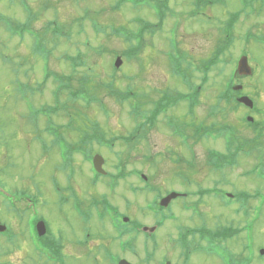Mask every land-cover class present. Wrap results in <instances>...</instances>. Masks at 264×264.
I'll use <instances>...</instances> for the list:
<instances>
[{"label": "rangeland", "instance_id": "rangeland-1", "mask_svg": "<svg viewBox=\"0 0 264 264\" xmlns=\"http://www.w3.org/2000/svg\"><path fill=\"white\" fill-rule=\"evenodd\" d=\"M118 1H0V221L16 228L20 235L18 244L8 247V251H12V254L6 258V261L10 264H34L30 257L32 251L26 239L25 229L19 225L15 217V215H27L23 212L18 214L21 205L17 200L20 199L21 193H27L30 198L34 199L36 203L34 210L50 221L52 229L53 223L54 229L55 227L61 229L60 217L67 214V209L70 207L69 205L63 206L62 190L63 186L70 182L71 165L64 163L63 150L54 142V137L46 131V128L49 127L48 117L36 114V111L43 107H56L53 93L59 82L54 79V75L62 77L77 74L76 76L79 77L88 74L93 77L96 84H113L114 89L117 88L121 92H124L128 86L136 100L144 104L143 111L149 114L154 108L155 103L153 102H156L161 94L169 93L175 97L180 96L181 93H188V87L177 79L172 71L171 59L168 54L173 51L170 54L175 55V48L171 47L174 40L172 33H176L181 56H187L191 62L195 60L196 64L199 61V63L202 62L201 64H209L216 55L217 49L223 45V30L229 18L227 12L240 7L238 0H223L226 6L216 5L215 0H206V7L202 8L200 17L194 19L190 17V0H160L166 1L171 10L177 13V16H168L163 29L157 31L153 36L149 33L144 35L145 48L139 54L142 67L136 60L129 62L126 58H122L123 63L119 72L115 73L112 62L116 58H113V54L124 52L129 48V45L121 38L113 36L111 30L113 28L136 30V25L132 24L135 17L155 22L151 12L146 9L134 10L127 5L115 9ZM243 18L244 14L240 15V19L236 22V29L233 32L235 40L230 43L225 54V57H232L233 60L237 57L235 54L238 53V48L240 49L244 45L242 39L248 24L251 23H241ZM252 19V26L256 28V31L264 33V14L260 16L256 14ZM26 22H30L29 26L32 30L41 36V42L46 46L44 51L47 49L51 51L48 62L47 59L38 56L33 51L34 42L39 40H34L29 35H25L21 39L18 32L16 36H13L7 29L9 24H25ZM54 22L57 29L62 31V35L55 33ZM93 24L96 25L97 31H101L100 33L94 32ZM78 50L82 51L81 61L85 62L88 68H80L73 73L70 65L66 64L64 59L66 55L75 57ZM251 50L254 56L251 65L257 74L243 78L241 83L256 103L257 113L261 112L260 115L256 117L254 115V117L257 121L264 122V74L259 73L264 66V57L254 45ZM185 66L183 62V68ZM217 70L223 74L214 72L210 74V80L202 93L205 104L203 103L196 109V118L193 122L187 115L185 104L179 105L177 109L173 111L170 109L167 114L161 115L156 127L146 131L144 138L139 143L134 142L135 144L132 146L124 144V138L130 136L136 124L129 115L131 110L129 103L124 105L117 103L115 98L109 97L107 91L97 95L99 99H103L105 111L94 103L89 107H86L82 101L71 103L67 92L62 93L59 101L60 111L57 115H52L54 123L52 130L56 131L58 137H64L66 143L77 144L80 143V137L83 136L82 133H78V129L80 132L83 130L91 133L93 125L91 121H95L99 124L98 129L101 136L104 135L108 141L112 138L118 140L110 150L102 147H89L87 151L100 153L105 159L104 168L111 172H114L120 155H124L127 163L124 166H127V171H141L143 175L150 178L151 186H156L163 192H192L199 186L211 188L214 180L222 181L219 188L232 194L237 192L253 194L259 187H262L264 191V186L260 184L264 182L260 179L253 178L251 175L242 177V173L251 171L253 166H261L259 165L261 160L256 159V154L259 152L264 155V142L257 143L259 150L250 157L240 155L236 167L227 168L219 175H215L216 173L212 171L207 162L208 151L225 152L224 142L206 138L192 139L188 149L184 147L181 139L177 138L167 127V121L174 118L181 121V124L191 133L193 126L202 121L207 123V126L215 122L220 126L221 123H228L235 130L243 128L241 117L244 111L234 113L225 104L219 107L214 106L217 95L223 90L224 83L229 76V74H225L223 68L218 67ZM47 72L51 73L48 79L46 78ZM189 73L190 80L195 85H199L200 76L193 73V67L189 68ZM112 74H116L117 77L110 78ZM61 104L66 109H63ZM215 107L217 114L215 117H210V112L215 110ZM68 124L74 125V127L68 129L70 127H67ZM81 125L85 129H81ZM57 126H60L61 133L58 132ZM236 132L238 137H242V133H246V130L242 129V131ZM247 132L250 134V141H253L254 134L250 131ZM145 157H152L151 161L147 162ZM74 159V168H77V171L82 169L81 171L86 174V179L89 180V165L82 162L81 155H74ZM257 172H264V169L260 168ZM184 177H189L190 184L192 183L193 186L185 184ZM77 181V179L74 181L75 186H79ZM129 183L144 185L136 177H131L127 185ZM89 191L93 192V189L84 188L82 195L85 197ZM5 193L10 197H4ZM126 193L131 202V212L128 216L132 221L141 220L152 225L153 222L147 220L143 214L146 209L145 204L157 194H152L151 190H147L146 193L128 191ZM90 195L91 193L85 199L86 203L89 202ZM8 202L13 204L10 209L5 206ZM182 203L183 201L180 200L176 206L180 207ZM211 203L213 204V202ZM218 208L222 212H226V209L221 204L219 207L216 205L215 216L219 218ZM209 213L210 209L207 210L204 217L189 218L190 214L179 212V224L186 225L188 221L191 223L210 221ZM222 219L226 220L228 217ZM259 222L258 234L257 231L255 233L258 252L261 248L264 249V215ZM173 226L170 225V227ZM105 229L109 230V228L102 229L104 235L106 234ZM244 235L243 231L242 236H239L241 239L238 240V248L234 246L238 252L245 244ZM100 236L101 233L97 238ZM140 237L141 235L136 239ZM159 237H161L160 234ZM138 244L140 245L139 242ZM4 248L2 244L0 251ZM143 253L146 256L144 250ZM172 253V251L166 252L173 261L176 260V264H182L179 259H175ZM241 254L246 255L244 251ZM67 260L73 261L68 256ZM79 262L80 264L92 263L89 257H86L84 261L81 259ZM132 263L141 264L140 256L136 259L132 258ZM190 264L218 263L211 256L195 253L191 257ZM256 264H264V257L258 256Z\"/></svg>", "mask_w": 264, "mask_h": 264}, {"label": "flooded vegetation", "instance_id": "flooded-vegetation-1", "mask_svg": "<svg viewBox=\"0 0 264 264\" xmlns=\"http://www.w3.org/2000/svg\"><path fill=\"white\" fill-rule=\"evenodd\" d=\"M237 2L240 7L230 14L235 18L233 32L240 15L244 14L241 23L251 22L247 28L252 31L251 35L256 37L258 32L252 26V18L258 7L244 8L240 5V0ZM259 35L264 36V33H259ZM255 43L260 46L259 43ZM252 45L253 42H250L244 44L240 49L238 48L239 51L235 54L237 57L234 60L231 59L232 57H226L220 62L222 57H219L216 61L219 63L215 68L207 70V74L213 72L223 74L217 70L218 67H221L225 74H237L233 75V92L229 95L236 102L243 97L254 102L250 93L241 83L243 78L249 76L240 75L257 74L251 65V60L254 58L251 50ZM254 46L256 48V45ZM256 50L258 51V49ZM261 51V55L264 57V48ZM215 60L216 55L210 61L209 68L212 67ZM240 62L243 65L247 64L248 68H242L239 71ZM259 73L264 74V67ZM223 91L224 89L218 95H223ZM255 104L254 102V106ZM253 123L255 122L253 121ZM261 123L264 124L262 121ZM262 127L264 128V125ZM238 129L240 131L244 129L246 130L244 134H248V129ZM81 170L72 169L69 174V184L63 186V206L69 205L70 207L67 209V214L60 217L61 229L56 227L54 229V223L52 229L50 221L40 214L15 215L19 225L25 229L26 239L32 251V256H30L32 261L34 264H80L79 260L83 259L84 261L86 257H89L92 261L91 264H120L122 260L132 263V258L135 259L134 251H136L137 240L135 236L132 237L131 226L125 222V218H128V214L131 212V202L126 192L137 193V190L135 187L132 189L131 185H127L126 180L121 177L124 172L120 169L114 168V171L118 170V173L111 172L109 177H99L94 173L93 168H88L89 180L86 179L85 172ZM76 179L79 186L74 185ZM113 180L117 182H113ZM213 185L216 184L213 183ZM84 188H91L93 192L89 191L84 197L82 195ZM212 189L213 192H210ZM89 193H91L90 199L86 203L85 199ZM185 194H187L186 197L171 200L167 206H163L161 200L169 194H164L157 202L150 205L149 209L146 206L143 215L147 220L153 222L152 225L141 220H134V228H143V233L139 238L140 245L137 248L141 255V264H166L167 262L176 264V260L173 261L166 254L167 251H172L175 259H179L182 264H190L191 257L195 253L211 256L218 264L257 263L259 252L256 250L255 233L259 221L264 215V191L262 188H257L253 194L247 193L251 198L243 194L245 198L242 200L226 199L223 197V191L202 186ZM180 200L183 203L177 207L176 203ZM220 204L226 209V212H222L218 208V218L215 216V212L216 205L219 207ZM208 209H210L208 216L210 221L204 223L188 221L186 225L179 224V212L190 214L189 218L195 216L200 218L207 214ZM224 217H228V219L223 220ZM40 222L44 223L45 229L38 231ZM0 223L7 227L5 231L0 232V247L2 244L5 247L0 251V264H10L6 261V258L12 254V251H8V247L16 246L20 241V235L16 228L1 221ZM170 225L174 226L170 227ZM104 227H108L110 230L105 229V235L102 230ZM243 231H247L248 236L247 239L244 238L245 244L238 252L234 246L238 248V240L241 239L239 236H242ZM100 233L101 236L97 238ZM243 251L246 255L241 254ZM67 256L73 261L69 262ZM160 256L162 257L158 262Z\"/></svg>", "mask_w": 264, "mask_h": 264}, {"label": "trees", "instance_id": "trees-1", "mask_svg": "<svg viewBox=\"0 0 264 264\" xmlns=\"http://www.w3.org/2000/svg\"><path fill=\"white\" fill-rule=\"evenodd\" d=\"M125 1L128 4L132 5V8H134V10H138L139 7L154 8L155 6H158L157 14H158V17L160 18L161 21L165 20L168 13L171 14V10L169 11V6L167 5L166 2H163L161 4V3L157 2L158 0H125ZM230 23H231V21H229L228 24L225 25L224 30H223L224 35L228 34L233 29V25ZM29 24H30V22H28V23L26 22L25 24L9 25V28H7V29L11 33V35H15L17 32L22 33V35H24L25 32L29 29L28 28ZM127 35L128 36L131 35L137 41H139L141 38V35L139 34V32L128 33ZM138 44H140V43H138ZM229 45L230 44H228V42H226V39H223V45H220L219 48H221V51H225L229 48ZM71 61H72L74 69L80 65V62L75 58H72ZM70 77H62L59 80V88H61V89L72 88V87H74L73 81H75L76 87L78 89L76 90L75 93L73 92L69 96V102H71V103H77L79 100H82V102L84 104H86V107H89V104L97 101L96 96L99 93H101L102 91L110 92V94L114 97L116 96V99L121 103H128L131 99H133V100L136 99L132 93L125 92V93L118 94L115 91L113 84H111V85L110 84H96L94 82V79H92L88 76H82L80 78H77L76 80L72 79ZM142 106H143L142 103L137 104V105L130 103V107L132 108L131 112H130V116L136 122V124H135L134 130L130 133V136L127 138H124V144L126 146H128V145L132 146L133 144H135L134 142L139 143V141L144 138L146 131L152 130L156 127V124L158 121L157 119L159 118V116L162 114H166L170 110V108H172L174 106V103L172 102L171 94L166 93V97L162 103H155L154 104V108H153L151 114L141 112ZM61 107H62V104H61ZM62 108L66 109L64 107H62ZM54 112L56 113V111H54ZM167 125L171 130L177 131V134H180V133L186 131V127L183 126L182 124H180L179 122H168ZM194 126L200 130L201 126H203V125L199 126L198 124H195ZM204 127H206V126H204ZM206 130H207V127H206ZM211 131L219 133V132H221V128H219V129L212 128ZM78 133L80 134V130H78ZM82 133H83V130H82ZM90 135L92 137L86 136L85 139L92 141L94 139L93 137H95L96 134H90ZM235 144H237V145L235 146ZM227 145H228L229 149L235 148V147H238L240 150L241 149H248L249 147L251 149V146H250L251 144L249 142H247L246 140H244L243 142L240 141L239 139L237 141H233V142L227 141ZM158 156H160V155H158ZM145 158L148 162V161H151L152 157H145ZM226 158H229V157H226ZM135 172H137V176H138V174L142 173L141 171L140 172L135 171ZM134 173L132 175H134ZM148 179H149V182H148L147 187H149V184H150V178H148Z\"/></svg>", "mask_w": 264, "mask_h": 264}, {"label": "water", "instance_id": "water-1", "mask_svg": "<svg viewBox=\"0 0 264 264\" xmlns=\"http://www.w3.org/2000/svg\"><path fill=\"white\" fill-rule=\"evenodd\" d=\"M118 66H119V64H118ZM244 68H245V65H244ZM246 75H248V74H246ZM241 102L244 103V104H247L248 103V104L251 105V107L253 106L252 105V102L249 101L247 98L241 99ZM103 163H104V161H103L102 157H100V156H96L95 157V159H94V166H95L96 170L98 172H100V173H104V171L102 170ZM174 197H175V195H172L168 199H171V198H174ZM0 229L4 230V228H0ZM262 254H264V251H262Z\"/></svg>", "mask_w": 264, "mask_h": 264}]
</instances>
